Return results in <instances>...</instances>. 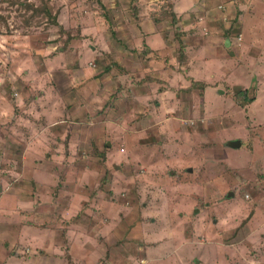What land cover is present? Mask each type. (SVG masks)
Returning <instances> with one entry per match:
<instances>
[{
    "label": "rangeland",
    "instance_id": "rangeland-1",
    "mask_svg": "<svg viewBox=\"0 0 264 264\" xmlns=\"http://www.w3.org/2000/svg\"><path fill=\"white\" fill-rule=\"evenodd\" d=\"M205 2L0 0V264H264V228L249 248L221 224L264 204V0ZM146 30L164 39L162 77H176L123 117L110 75L146 76ZM210 67L220 102L189 86ZM230 136L245 147L226 148ZM240 201L244 213L222 209Z\"/></svg>",
    "mask_w": 264,
    "mask_h": 264
},
{
    "label": "crops",
    "instance_id": "crops-1",
    "mask_svg": "<svg viewBox=\"0 0 264 264\" xmlns=\"http://www.w3.org/2000/svg\"><path fill=\"white\" fill-rule=\"evenodd\" d=\"M205 1L206 0H204V2ZM214 1H216L217 3L220 2V0H214ZM215 30H217V28ZM157 32H158V30H156L154 33L153 32H149V31L146 30V35L144 36V38H145L144 42H146L148 44V47H149V50L145 51L146 58H147V59H145V61H148V62L147 63H143V65L140 66L141 67L140 70L142 71V67L145 66L144 71H142V72H148V73H145L146 76H144L142 74H140L139 76L137 75L136 77H138L139 80L136 82V79H135V77L133 75V71L128 69V72H127L126 71L127 67L125 65H123V67H122V72L118 73L119 74L118 77H115L114 73H113V75H110V79L109 80H113L112 82L115 85V89L114 90L113 89L109 90V88H108L107 93H109L108 94L109 98L111 99V98L115 97L114 103H117V104L118 103H122V105L124 107L123 111L118 113V115L122 114L123 117L125 116V114H124L125 110L128 109V106L130 105L129 101H130V98L132 96H134V98H136L139 101L146 100V98H149L150 96H152L151 92L147 91V89L149 88L148 86H150L151 83H154L155 85L161 84L160 80H163V82H164V79H170L171 76L168 73H170L172 75H174V73H175V72H171L173 70L170 69L169 70L170 72L169 71H165L166 72L165 73V77H162L163 76V71L159 69L160 67H156L155 66V63L157 62V58L154 57L153 54H154V52L157 54V52H156L157 50L154 48V45H156V47H157L158 44H160V43L163 44V42H164L163 37L161 38V36H159ZM210 36L216 37L215 41L219 40L220 39L219 37H221L219 33L216 34V35H215V33H211ZM225 45L226 46L230 45V38L229 39H225ZM182 48H183V40L182 41L180 40V51L183 50ZM200 69L201 68H199V69L195 68L193 73L190 72V70L188 69L189 72L191 73L190 76L192 77V78H190L191 84L189 86L192 88L195 84H198V86H200V85H204V83H205L206 84V90L203 89L204 90L203 93L205 94L206 100L207 101H209V100H217L218 102H220V99H218L216 96L222 95L221 94L222 93V89H220L219 87H216V86H215V89H214V87L212 85L214 83H216L218 81V79L225 78V77L223 75H221L220 77H217V72L220 73L219 69H218L217 72L214 71L211 67H210V70H208V71H206L205 68L203 70H200ZM110 70H111V68L108 67L107 71H110ZM157 71H159V73H157ZM176 73H179V72H176ZM175 77L176 76L174 75V78ZM144 87H145V90H143L144 91L143 92L142 88L144 89ZM131 89H132L133 94H135V95L132 94ZM243 90H248L247 94H248L249 97H251V99L246 100L242 96H241L242 97L241 99H244L243 101H245L247 106L251 105L254 117L257 118V120H260V118H259V114L260 113L258 111V105L256 104L258 102L260 94L259 93H254L251 96L249 88H244ZM162 91H163V89H162ZM211 93L212 94L214 93L215 96L214 97H210L209 94H211ZM157 96H158V94H157ZM219 98H221V96H219ZM4 103H5V100L3 99V97L0 96V109H1V106ZM111 108L114 109L113 107H111ZM114 119L115 118L113 117V120ZM114 122H118V120L114 121ZM108 123H110L109 120H108ZM211 124L212 123H209V128L212 130L214 128H213V125H211ZM255 128L258 131V133L259 132L261 133L260 130H263V128L261 129L258 126L255 127ZM233 140H240L241 144L240 145H235V146L230 145V141H233ZM223 142H224L223 144L225 145L226 148H228V147L240 148V147H243V146L245 147V141H244L243 137H240V136H237L235 138H231V136L227 137V138H225V140ZM255 148H257V147H255ZM188 172H190V173L193 172L192 167H190ZM156 175L157 174L150 173V174H147L146 177H149V179H150L149 181L157 180V182H159L161 177H159L158 175L156 176ZM208 177H210V175H208ZM262 178H264V177L261 176V179ZM225 198H226L225 202H226L227 199L230 200V202H231V199H233V201L237 199L236 195H235V193L233 191L227 192V196ZM259 201L260 200H258L257 202L258 203H262L263 202V201L262 202H259ZM177 203H179V202H177ZM231 203H230V205L226 204V203H224L222 205V209L224 207L226 209L224 211L225 213L227 211L228 214H230V215H233V214L237 215L238 212L244 213L248 209L247 206H246L247 209L245 208V205L243 206L242 202H241L242 204H239V202L235 203V204L233 203V206H232ZM240 206H242V207H240ZM258 208H259V211L256 212L257 216L254 219H252V220L250 219L252 217V215H253V212L251 210V211H248L245 214L244 219L242 221H238V220L234 219L235 217H231V218L226 217V219L221 221V224H222V222L226 221L227 224L230 223V226L232 224L231 221H233L232 231H230L229 233H227V232L224 233L225 234L224 237L228 238V240H226V241L229 242V245H237L239 247H243L244 246V247L252 248L253 245L256 244V243L255 244L253 243L254 242L253 234H260V233H258V231L261 230L260 228H264V222L262 220V215H264V210L262 208H264V204L261 205V207H258ZM159 209L160 208L158 207V211L161 210V209L160 210ZM215 222H217V219H215ZM227 224H222L223 228H225ZM255 231H257V233H255ZM223 232H224L223 229L220 228L219 238L221 236H223ZM208 234H209V232L206 235H208ZM262 234L263 233H261L260 235L264 238V235H262ZM167 235H168V233L166 234V236ZM206 237L207 238L209 237L212 240V233L210 232V235H208ZM195 240H197V239H195ZM211 242H213V241H211ZM163 248L164 247L158 249L159 254H164L163 252H161L163 250ZM194 250L192 252H194ZM173 254L174 255H173L172 258H176V259L180 258V260H182L181 257H180V253L177 254V252L174 251ZM220 254L221 253L218 251V254L215 255V257L220 259V257H219ZM223 257H224V254H223ZM196 258L197 259L193 260L192 264H195V263L196 264H228L225 259H223L224 263H218L215 260H212L211 262L210 261H206V259H208V258L212 259L213 257H208V258L204 257L203 258L202 256H197ZM182 264H184V263H182Z\"/></svg>",
    "mask_w": 264,
    "mask_h": 264
},
{
    "label": "trees",
    "instance_id": "trees-1",
    "mask_svg": "<svg viewBox=\"0 0 264 264\" xmlns=\"http://www.w3.org/2000/svg\"><path fill=\"white\" fill-rule=\"evenodd\" d=\"M247 92H248V90H243V91L241 92V93H242L241 96H242L243 98H245L246 100H249V99H251V97L248 96ZM242 97H241V98H242Z\"/></svg>",
    "mask_w": 264,
    "mask_h": 264
},
{
    "label": "water",
    "instance_id": "water-1",
    "mask_svg": "<svg viewBox=\"0 0 264 264\" xmlns=\"http://www.w3.org/2000/svg\"><path fill=\"white\" fill-rule=\"evenodd\" d=\"M241 144V141L240 140H233V141H230V145H240Z\"/></svg>",
    "mask_w": 264,
    "mask_h": 264
}]
</instances>
